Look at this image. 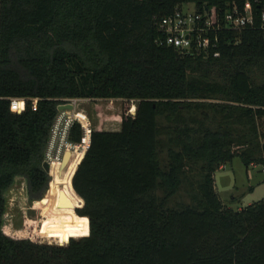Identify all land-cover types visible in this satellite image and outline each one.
Masks as SVG:
<instances>
[{
    "label": "trees",
    "instance_id": "obj_1",
    "mask_svg": "<svg viewBox=\"0 0 264 264\" xmlns=\"http://www.w3.org/2000/svg\"><path fill=\"white\" fill-rule=\"evenodd\" d=\"M245 1L0 0V97L26 99L20 115L0 100V264H264V199L233 211L213 189L234 157L264 169L261 32H210L215 48L188 54L158 42L176 7L221 18ZM72 98L136 110L118 131L92 128L88 148L74 123L49 182V131ZM18 179L38 205L49 182L40 233L65 246L3 227ZM183 185L190 203L171 206Z\"/></svg>",
    "mask_w": 264,
    "mask_h": 264
},
{
    "label": "rangeland",
    "instance_id": "obj_2",
    "mask_svg": "<svg viewBox=\"0 0 264 264\" xmlns=\"http://www.w3.org/2000/svg\"><path fill=\"white\" fill-rule=\"evenodd\" d=\"M182 9L190 13L195 11L192 4H184ZM77 103L75 112L84 115V119L91 129L100 127L105 131H118L120 128L119 118L127 115L132 116V112L136 110L134 102L122 100L80 99ZM96 107L100 114L96 112ZM213 189L225 208L233 211L241 210L264 199V169L259 164L246 167L239 157H234L231 162L224 164L214 172ZM44 197L41 205L29 202L25 195V182L22 179L16 180L6 196L3 227L15 239L34 236V240L38 244L65 246L66 242L55 241L40 233V230L44 232L45 228H41L42 217L39 215V209H43L45 203L51 204V200L45 201ZM68 203L64 200V203L58 205L67 206ZM170 203L171 206L190 203L185 185L181 187ZM69 213L70 215L67 217L75 215L72 211Z\"/></svg>",
    "mask_w": 264,
    "mask_h": 264
},
{
    "label": "built area",
    "instance_id": "obj_3",
    "mask_svg": "<svg viewBox=\"0 0 264 264\" xmlns=\"http://www.w3.org/2000/svg\"><path fill=\"white\" fill-rule=\"evenodd\" d=\"M182 6L176 7L170 16L164 17L158 22V29L162 33V37L158 41L159 44L171 46L184 54L197 52L198 50L207 52L209 48H215L216 37L211 41L206 34L210 32L216 34L221 30L241 32L257 27L261 32V42L264 45V5L261 6L258 0L253 2L245 1L242 6L228 3L221 18L218 17L215 11L209 13L206 10L204 13L199 14L195 10L190 13L183 11ZM254 6L256 7L255 10ZM213 57H218V53L214 52ZM0 100L8 101L9 112L12 114L20 115L25 110L26 99L24 98L0 97ZM78 101L80 99H62L58 105H71L72 109L57 110L58 114L50 128L44 159V162H47L49 166V171L50 163L53 160L62 161L64 156L63 152L66 149L65 144L71 143L69 140V132L74 123L80 127V141L74 144H83L85 142L84 136L86 132L88 148L91 127L84 119V115L75 112L74 109ZM30 102L31 109L35 111L37 100L32 99ZM132 115H134V112H132ZM49 171L47 174L52 179Z\"/></svg>",
    "mask_w": 264,
    "mask_h": 264
},
{
    "label": "water",
    "instance_id": "obj_4",
    "mask_svg": "<svg viewBox=\"0 0 264 264\" xmlns=\"http://www.w3.org/2000/svg\"><path fill=\"white\" fill-rule=\"evenodd\" d=\"M63 109L71 110L72 107H71V105H63V106L60 105L57 107V110H63ZM63 158H64V156H63ZM62 162H63V159H62ZM42 168H43L44 172H46V173L49 171V166H48L47 162L42 163ZM75 210H77V209H75Z\"/></svg>",
    "mask_w": 264,
    "mask_h": 264
},
{
    "label": "bare ground",
    "instance_id": "obj_5",
    "mask_svg": "<svg viewBox=\"0 0 264 264\" xmlns=\"http://www.w3.org/2000/svg\"><path fill=\"white\" fill-rule=\"evenodd\" d=\"M70 157H71L70 154H69L67 157H65V160H64V162H63V167H65L66 164L69 162ZM63 167H62V168H63ZM62 168H61V169H62Z\"/></svg>",
    "mask_w": 264,
    "mask_h": 264
},
{
    "label": "flooded vegetation",
    "instance_id": "obj_6",
    "mask_svg": "<svg viewBox=\"0 0 264 264\" xmlns=\"http://www.w3.org/2000/svg\"><path fill=\"white\" fill-rule=\"evenodd\" d=\"M49 180H50V179H49ZM48 183H49V182H48ZM48 187H49V185L47 186V190H48ZM47 190H46V192H47ZM46 192H45V194H46ZM45 194H44V195H45Z\"/></svg>",
    "mask_w": 264,
    "mask_h": 264
}]
</instances>
